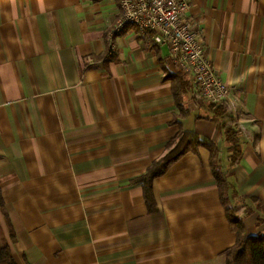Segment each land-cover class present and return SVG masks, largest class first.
Segmentation results:
<instances>
[{
	"label": "crops",
	"instance_id": "0c3cea01",
	"mask_svg": "<svg viewBox=\"0 0 264 264\" xmlns=\"http://www.w3.org/2000/svg\"><path fill=\"white\" fill-rule=\"evenodd\" d=\"M189 1L241 115L233 167L169 48L130 23L115 33L118 0H0V247L18 264H226L237 234L208 148L153 180V211L137 181L181 130L215 145L247 236L264 231V0Z\"/></svg>",
	"mask_w": 264,
	"mask_h": 264
},
{
	"label": "built area",
	"instance_id": "2783aa9c",
	"mask_svg": "<svg viewBox=\"0 0 264 264\" xmlns=\"http://www.w3.org/2000/svg\"><path fill=\"white\" fill-rule=\"evenodd\" d=\"M121 18L114 31L119 32L130 23L151 40L166 45L171 58L181 69L193 76L198 94L206 101L226 103L233 113L240 133L244 131L241 115L236 107L233 88L223 81L206 55L205 41L200 35L196 21L189 15V0H118ZM116 51L110 37L105 58Z\"/></svg>",
	"mask_w": 264,
	"mask_h": 264
},
{
	"label": "trees",
	"instance_id": "16d2710c",
	"mask_svg": "<svg viewBox=\"0 0 264 264\" xmlns=\"http://www.w3.org/2000/svg\"><path fill=\"white\" fill-rule=\"evenodd\" d=\"M174 85V95L180 105L184 93L190 86L185 72H178L169 75ZM209 102V101H208ZM215 113L222 118V129L225 142L229 145V166L238 164L242 157L241 133L237 128L234 117L230 113L228 104L220 102H209ZM181 106V105H180ZM199 146H204L211 152V167L216 184L219 187L222 203L225 207L227 217L232 228L237 234V241L227 252L226 264H264V231L256 236H247L245 223L242 214L249 209L245 206L236 208L232 204L234 194L231 183L227 180L225 168L220 163V155L215 145L206 139H202L197 133L181 130L171 139L165 154L154 161L146 172L137 180L143 184L145 198L151 211L156 209V202L153 195V180L161 176L168 167L189 151H195ZM0 264H18L14 259L8 246L0 247Z\"/></svg>",
	"mask_w": 264,
	"mask_h": 264
}]
</instances>
